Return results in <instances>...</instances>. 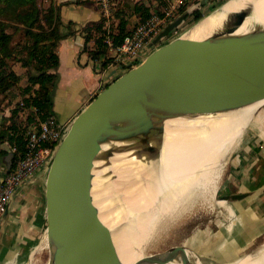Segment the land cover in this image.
Wrapping results in <instances>:
<instances>
[{"label": "water", "instance_id": "water-1", "mask_svg": "<svg viewBox=\"0 0 264 264\" xmlns=\"http://www.w3.org/2000/svg\"><path fill=\"white\" fill-rule=\"evenodd\" d=\"M205 1L165 25L146 46L153 50L107 84L65 125L37 171L43 226L31 244L30 259L47 254L45 264H120L111 231L96 207V198L107 187L110 160L116 154L158 157L165 122L171 119L219 116L258 104L252 118L256 116L257 106L264 104V26L235 33L250 9L226 16L205 38L180 33L156 47ZM245 196L225 194L219 201ZM41 244L43 249L35 254ZM196 260L213 264L195 257L184 245L144 255L133 264Z\"/></svg>", "mask_w": 264, "mask_h": 264}, {"label": "bare ground", "instance_id": "bare-ground-1", "mask_svg": "<svg viewBox=\"0 0 264 264\" xmlns=\"http://www.w3.org/2000/svg\"><path fill=\"white\" fill-rule=\"evenodd\" d=\"M221 6L213 11L215 13L195 23L185 36L205 38L219 27L226 16L243 9H250L251 14L244 19L236 34L258 25L264 26V0H230ZM256 105L219 116L168 120L158 157L139 158L133 155L126 158V154H116L110 160L107 188L112 196L110 205L113 209L100 201L96 207L99 218L111 231L120 264H133L144 256L139 248L160 220L173 221L209 202L226 209L225 201L214 199L216 184L224 160L230 157L233 149L238 150L249 133L246 130L248 124L257 118H252ZM117 205L124 208L129 217L135 218L125 231L117 226L122 215ZM221 230L224 236L228 232L224 228ZM42 249L41 244L35 254ZM167 264L180 263L171 261ZM195 264L203 263L196 260ZM225 264H264V246L255 253H246Z\"/></svg>", "mask_w": 264, "mask_h": 264}, {"label": "crops", "instance_id": "crops-1", "mask_svg": "<svg viewBox=\"0 0 264 264\" xmlns=\"http://www.w3.org/2000/svg\"><path fill=\"white\" fill-rule=\"evenodd\" d=\"M46 1L48 5L57 7L62 22L60 32L64 34L56 48L58 65L51 70L55 73L51 95L53 116L59 123L66 125L100 90L122 74L120 67H103L102 62L106 56L92 58L94 38L85 44L83 29L100 21L103 23V41L109 48L108 57L111 59L114 53V35L120 21L117 15H123L127 19V29L131 30L140 18L138 13L133 12L134 4H141L148 9V13H152L157 12L154 10H157L160 2L166 7L169 0H113L108 15H105L95 0ZM107 41L112 42V46H109ZM10 111L11 107L0 111V123L10 115ZM22 115L21 113V118ZM256 128L260 131L259 127ZM251 134L252 137L257 136L254 132ZM249 137L242 151L235 154H238L239 163L250 160V167L244 165L245 180H242L241 187V193L246 196L230 202L232 214L230 209L228 212L231 225L223 227L229 232L228 236L222 242L214 239V243L217 241L218 244H227V254L232 256L236 255L238 249L249 247L264 235V209H261L264 208V158L256 159L262 154L258 147L264 150V138L262 141L259 137V141L256 138L257 144L261 142V145L251 147L252 141ZM12 145L8 140L0 141V183L14 165L17 156L12 150ZM247 153H256L257 156L253 159V156ZM40 181L39 173H36L17 190L10 201L0 223V264H18L30 260L31 244L39 237L43 226L39 202Z\"/></svg>", "mask_w": 264, "mask_h": 264}, {"label": "trees", "instance_id": "trees-1", "mask_svg": "<svg viewBox=\"0 0 264 264\" xmlns=\"http://www.w3.org/2000/svg\"><path fill=\"white\" fill-rule=\"evenodd\" d=\"M222 2L219 1V4ZM133 10L139 14V22L150 15L148 9L138 3L134 4ZM182 12L183 8L179 13ZM117 16L120 21L114 35L113 46L119 45L130 33L127 29V19L123 15ZM204 16L200 10L195 9L186 17H190L191 23H195ZM8 22L25 27L27 40L22 46L23 49L21 46L17 48L11 44V35L6 31ZM61 24L59 11L53 4L41 9L37 5V0H0V98H4L8 105H12L10 115L3 118L0 123V141L8 140L17 147V150L23 149L29 126L53 115L51 94L55 84V73L51 70L58 65L56 48L59 40L64 37L60 32ZM83 32L85 44L94 38L92 58L106 56L102 65L107 66L110 57L109 48L103 41L105 36L103 23L100 21L86 26ZM14 62L22 67L21 73L15 70ZM4 108L1 104L0 111Z\"/></svg>", "mask_w": 264, "mask_h": 264}, {"label": "rangeland", "instance_id": "rangeland-1", "mask_svg": "<svg viewBox=\"0 0 264 264\" xmlns=\"http://www.w3.org/2000/svg\"><path fill=\"white\" fill-rule=\"evenodd\" d=\"M199 1H202V0H189L184 4H181L180 8L175 13L172 19L178 17L181 14L179 13L181 8H183L185 11ZM219 1H223L222 3H224L223 5H225L230 0L228 1L227 0H206L205 3L199 5V7L195 9L200 10L206 17L207 15L212 13V11H214L217 7H219L222 4V3L219 4ZM37 5L39 8L45 9L48 5V2L46 0H37ZM158 5L159 6L156 8L157 10H154V11H157L156 13L162 12L163 10L162 6H164L162 2H160ZM193 25L194 23H191V18L185 17L184 21L176 29V32H173L172 34L162 39L156 45V47L164 43H167L169 40H171L172 38H174L176 35L180 33L182 34L186 33L188 30L192 28ZM24 30H25V27H22L21 25L17 23L8 22V27L6 31L11 35V44L13 46L17 48L21 46V49H23L22 46L25 44L27 40ZM152 50L153 48H150L149 50L145 51V55L149 54ZM13 66L16 71H22V67L18 63L14 62ZM1 104H3L4 107H8V108L12 106L10 104L8 105L7 101H4V98L1 100L0 105ZM255 115L258 116L256 118L258 120L255 119L252 122H250V124H248V127L246 128V130H248L249 133L245 135L238 150L233 149L230 157L224 160V163L222 165L221 172H220L217 184H216L217 188H216V194L214 196V199L216 201L219 200V197L221 195L241 193L242 180L244 179V175H245L243 171L244 165L247 164V166H249L250 160L249 162L246 161L247 162L246 163L240 159L242 162L239 163L238 154L237 156H235V154L237 153V151H240V150L242 151L243 146H246V142H247V138L249 137L248 136L249 134H250L249 140L252 141L251 147L257 144L256 138L257 140L260 138L259 139L260 141L263 140L264 138V104L257 106ZM256 127H259L261 133L260 131H257ZM261 127H262V130H261ZM251 132L257 133V136L252 137L253 135L251 134ZM258 143L260 144H257V147L261 145V142H258ZM258 151L262 153L258 157H256L257 156L256 153H253V154L247 153V155L253 156V159L255 157L256 159L257 158L260 159V157L264 158L263 148L258 147ZM107 186H108V183H107ZM110 199H112V196H110L109 190L106 187L105 191L99 194V197L97 198L96 203L99 201L106 202L108 207L111 208ZM262 199H264V195ZM236 205L237 204H235V206ZM231 206H232V203H230L229 201L228 202L225 201L226 209H222L218 207L216 204L209 202L208 204H206V206L193 209L192 211H190L189 214L176 217L173 221L163 222L160 220V222H158L157 225L153 227L150 233L146 235L145 241L143 242L142 247L139 248V252L142 255L157 254V253H161L169 249L172 246L185 245L186 247H188V249L192 250V253L193 255H195V257H200L202 259L204 258L209 262H213V264H225L226 262L239 258L246 253L257 252L260 248L264 246V242H263L264 235L260 236L258 241H256L254 244L250 245L249 247L238 249L236 252V255L234 256L227 254L228 252L226 248L227 244L226 246L223 244H218L217 241L214 243L215 238L216 240L218 239V241L222 242L225 239V237H227V234L229 233L227 232L226 235L224 236L221 233L222 232L221 229L223 227L224 228L230 227L231 225L230 220H229L230 215L228 213V210L230 209V213L232 214ZM116 207L118 210L122 212L121 217H119L118 219L117 226L121 231H125L129 228V224H132L135 218L131 216L129 217V213H127V211L125 212V209L122 208L121 206L118 207L117 205ZM111 209H113V207ZM261 209L263 211L264 208H261ZM192 237L194 238L190 240L189 242L188 240L191 239ZM234 240H237V239L234 238ZM192 242L193 243L195 242V243L193 244ZM198 243L200 244L198 245ZM46 260H47V254H44L41 257H37L36 259H30L28 262H20L18 264H45Z\"/></svg>", "mask_w": 264, "mask_h": 264}, {"label": "built area", "instance_id": "built-area-1", "mask_svg": "<svg viewBox=\"0 0 264 264\" xmlns=\"http://www.w3.org/2000/svg\"><path fill=\"white\" fill-rule=\"evenodd\" d=\"M95 1L105 15H108L113 0ZM187 1L189 0H169L162 12H152L144 21L136 22L122 42L113 47L114 53L108 65L120 67L123 73L140 63L145 57L147 44L172 20L180 5ZM107 44L112 46L110 41H107ZM64 128L65 125L59 123L52 115L28 128L22 150H17V147L12 145V150L17 156L14 165L0 183V223L14 194L41 168Z\"/></svg>", "mask_w": 264, "mask_h": 264}]
</instances>
